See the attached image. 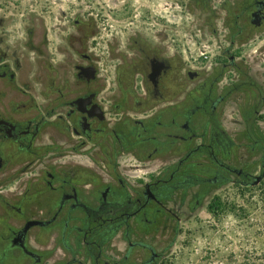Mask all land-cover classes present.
I'll return each mask as SVG.
<instances>
[{"label": "rangeland", "instance_id": "rangeland-1", "mask_svg": "<svg viewBox=\"0 0 264 264\" xmlns=\"http://www.w3.org/2000/svg\"><path fill=\"white\" fill-rule=\"evenodd\" d=\"M97 14L110 31L95 40ZM223 17L192 0H0V61L18 66L14 88L19 95L31 88L28 95L34 97L35 109L41 113L59 107L60 96L69 99L91 92L108 99L129 96L130 81L145 69L135 60L156 48L169 59L179 83L194 89L191 107L201 105L205 83L219 80L218 92L230 91L217 118L236 143L232 163L263 179L245 186L239 176L228 175L230 179L218 185L195 184L188 191L171 192L166 202L171 213L161 216L158 264H252L264 253L263 149L253 152L261 147L258 141L264 143V34L237 42L232 67L223 54L231 42ZM113 47L116 50L109 51ZM81 68H94L96 80L86 82ZM188 73L197 77L190 78ZM206 119L202 113L193 118L196 132L203 133ZM201 142L199 138L194 143ZM177 153L178 158L186 153L184 143L179 142ZM206 162L194 156L188 163L190 173L204 176ZM155 168L156 164L142 166L126 177L148 180ZM41 183L35 192L42 190ZM1 203L0 264H37L20 250H12L10 240L29 221L43 219V200L15 197L3 198ZM153 231L154 227L147 228V236ZM46 236L43 228H32L26 236L27 248L43 255ZM119 241L115 239L114 246L123 248ZM56 260L48 256L39 264H61Z\"/></svg>", "mask_w": 264, "mask_h": 264}, {"label": "flooded vegetation", "instance_id": "flooded-vegetation-1", "mask_svg": "<svg viewBox=\"0 0 264 264\" xmlns=\"http://www.w3.org/2000/svg\"><path fill=\"white\" fill-rule=\"evenodd\" d=\"M192 1L224 16L231 42L223 54L232 67L237 42L264 34V0ZM96 20L93 36L98 40L102 32L110 30L100 14ZM94 45L97 49L99 42ZM150 52L135 60L145 69L130 81L129 96L108 99L95 92L69 99L60 96L61 105L43 113L35 109V99L28 95L31 88L21 95L14 88L18 66L0 61V205L3 198L42 199L43 219L39 221L44 225L36 227L45 230L48 242L40 255L27 248L26 238L19 240L20 231H14L12 250H20L37 264L48 256L61 264H158L161 216L171 213L166 205L171 192L188 191L195 184L218 185L227 182L228 175H237L240 184L251 185L256 176L233 165L236 143L217 118L230 91L218 92L219 80L205 83L201 105L191 107L194 89L179 83L169 59L159 49ZM81 73L86 82L96 80ZM138 76L144 79L139 81ZM103 99L111 105L106 106ZM199 113L207 118L203 133L196 132L192 124ZM68 131L78 140L67 137ZM199 138L202 142L195 145ZM179 142L186 148L180 158ZM257 145L261 147L253 152L263 149L264 172V143L258 141ZM194 156L206 159L204 176L190 173L188 163ZM152 164L156 168L148 180L126 177ZM40 180L42 190L35 192ZM150 227L154 231L147 236ZM117 238L123 248L114 246Z\"/></svg>", "mask_w": 264, "mask_h": 264}, {"label": "water", "instance_id": "water-1", "mask_svg": "<svg viewBox=\"0 0 264 264\" xmlns=\"http://www.w3.org/2000/svg\"><path fill=\"white\" fill-rule=\"evenodd\" d=\"M161 68V65L159 66V69ZM82 71H84L85 76L90 80V79H94L96 77V71L94 68H81ZM155 70V67H154ZM156 73H154L153 75H155ZM262 177H253V182L251 183V185H257L261 182ZM44 223L42 221L39 220H33V221H29L25 227L19 232V240L24 241L26 238L27 233L29 232V230L33 227L36 226H43Z\"/></svg>", "mask_w": 264, "mask_h": 264}, {"label": "trees", "instance_id": "trees-1", "mask_svg": "<svg viewBox=\"0 0 264 264\" xmlns=\"http://www.w3.org/2000/svg\"><path fill=\"white\" fill-rule=\"evenodd\" d=\"M256 260L257 261L252 264H264V253L258 254Z\"/></svg>", "mask_w": 264, "mask_h": 264}]
</instances>
